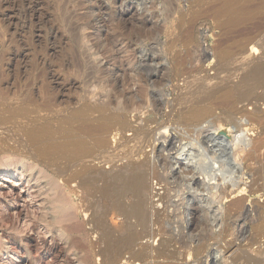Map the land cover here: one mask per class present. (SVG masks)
<instances>
[{
	"label": "rangeland",
	"instance_id": "1",
	"mask_svg": "<svg viewBox=\"0 0 264 264\" xmlns=\"http://www.w3.org/2000/svg\"><path fill=\"white\" fill-rule=\"evenodd\" d=\"M222 1L227 0H0V120H6L0 122V179H4L0 180V264H80V246L89 251L85 245L93 238L87 225L90 211L99 212L107 205L98 187L111 182V174L132 162L143 163L150 193L148 227L152 237L142 239L140 245L166 248L162 257L152 252L145 264H264V233L254 230L258 223L255 207L264 204V178L259 180L264 172L253 178L250 170L255 166L243 161L242 156L257 140L264 139V116L255 122L254 110L264 112L256 100L261 92H254L252 81L241 77L245 71L243 57L216 69L218 49L237 50L247 45V49H256L254 57L264 51V0H228L235 5L226 8H222ZM138 35L139 44L134 41ZM110 54L118 57L123 69L137 68L143 76V83H137L135 73H127L126 84L119 89L125 97L116 98L117 90L109 88V76L100 72L111 67L104 60ZM176 57L182 62L177 58V64ZM163 75L153 90L152 78ZM223 88H233L234 102L219 101V94L212 102L216 105L213 118L222 126L219 133L228 142L232 160L233 170L225 178L204 140V127L212 124L213 118L200 131L166 120L172 100L174 103L183 96L199 99L206 96L201 91L210 94ZM63 120H70L73 126L61 128L58 124ZM37 122L51 124L53 139L60 140V135L85 138L89 153L83 158L57 155L46 164L28 159L25 154L35 151L24 130ZM237 128L245 131L239 133ZM138 131L149 133L144 143L136 138ZM234 136L241 140L237 149L231 143ZM99 138L105 139L106 145L94 142ZM168 140L172 142L169 146ZM188 148L201 157L186 160L182 150ZM10 149L11 153L7 151ZM196 162L211 166L212 177L193 172ZM101 173L108 174L110 180H99ZM87 178L94 189L79 190L78 194L66 190ZM254 182L262 191L249 199ZM241 188L246 190L248 220H227L234 196L231 193ZM68 199L78 209L75 214L69 211L74 214L70 221L79 229L72 237L58 223L48 226L39 220L48 216L54 221L59 201ZM207 201L220 216L218 224L208 220ZM88 202L94 203L92 207ZM157 217L160 223H155ZM23 221L29 224L25 230ZM57 221L61 225L70 222L60 215ZM233 224L243 225L241 236H236ZM226 225L230 227L227 233L223 232ZM229 244L234 248L227 253ZM88 263L102 264L93 254Z\"/></svg>",
	"mask_w": 264,
	"mask_h": 264
},
{
	"label": "bare ground",
	"instance_id": "2",
	"mask_svg": "<svg viewBox=\"0 0 264 264\" xmlns=\"http://www.w3.org/2000/svg\"><path fill=\"white\" fill-rule=\"evenodd\" d=\"M235 1H233V2L237 3V1L236 2ZM234 3L232 4L231 1L227 0V1L223 2L221 5H222V8H226V7H230L231 5L232 6L235 5ZM140 37L141 36L138 35V37H136L137 39L134 40L138 44L141 43ZM104 45H106V44H104ZM173 46L175 47V44H173ZM251 46H253V45H251ZM255 52H256V49L254 47H250V48L247 49V45L243 46V47H241V48H239L237 50H235V49H218L216 51V59L218 60V62L216 64V69L217 70L218 69H224V67H226V65L231 61V59H233V58H235L237 56L243 57L244 65H245V71H244V74L241 77L243 79H247L249 81H252V86L254 88V92H258V91H255V89L260 90L261 94L257 95L256 96L257 98L256 97L255 98L260 103L261 106H264V51H262L260 55L254 57ZM109 53H111V52H109ZM245 53H248V54L246 56H244ZM259 53L260 52H258V54ZM177 58L178 57H176L175 60H174L176 63H177V61H176ZM117 59H118V57H117ZM117 59L114 56V54H110L109 57H108V60L107 59H104V60L106 62H109L111 64V67L109 68V70H101L100 72H101V74H104V76L105 75L109 76V88L110 89H113V88L116 89L117 91H116V93H114L115 97L116 98H120V97H123L126 94L123 91L122 88H121L122 90H119V89H120V87H123L126 84L127 73H129V72L135 73V75H136V80L135 81L137 83H140V82L143 83V76L140 74V72H138L136 70L137 68L136 69H132L131 67L128 66V69L126 67H125L126 69H123L124 68L123 67V63H120V60H117ZM178 59H180V62H182L181 58H178ZM127 61L130 62L131 60L130 61L127 60ZM73 68H75V67H73ZM73 68H71V69H73ZM77 69H78V67H77ZM100 75H98V76H100ZM163 78H164V75L160 79L156 78V77L152 78L151 88L153 90H157L159 84L163 81ZM173 78H175V77H173ZM104 83H106V82H104ZM59 89H60V86H59ZM103 91H104V89H103ZM109 91H112V90H109ZM105 94H104V96H105ZM110 94L111 93H109V95ZM136 94H137V91H136ZM201 94L206 95V96L203 97V98H199V99L195 98L194 99V96H190V98H185L183 95H181L183 97H181L180 99H175L174 103H173V100H172V106L170 107V109L166 106L168 108V110L167 109L166 110L169 111V113L166 116V120L173 121L175 124H177V126L179 125V126H182V127H192L193 129H198V131H200L202 125L207 120H209V118H213V116H214V110H215V106L216 105L212 101L215 100V98H216V96L218 94H219V101H221V102H229V103H233L234 102L233 88H223V89H220V90L215 91V92L210 93V94L207 92V90H204V91H201ZM128 98H130V97H128ZM8 109H10V108H8ZM3 110H5V109H3ZM254 110L256 112L255 122H259L262 119V116H264V112L260 111L259 108H256V107L254 108ZM1 114L3 115L5 113H1ZM6 115L7 114H5V116ZM3 118L4 117H2L1 119H3ZM213 120H214V122H212V124H208L206 127H204L206 129L205 130L206 136H205L204 140H205V142L207 144H209L208 147L211 148L209 150V152L211 151L215 155L216 161L220 164L221 175H222L223 178H225L233 170L232 160H231V156H230V154L228 152V148H227L228 147V145H227L228 142L225 139H223L222 137H224V136H222L219 133L220 130L222 129V126L216 124V122L218 121L217 118H213ZM1 121H4V120H0V122ZM24 121H26V120H24ZM4 122H6V120ZM76 122H77V120H76ZM18 123L21 124L20 122H18ZM70 124H71L70 120H63V121L59 122L58 126H60L61 128L67 129L68 126H70ZM255 124H257V123H255ZM25 125H27V124H25ZM56 125H57V122H56ZM96 125L98 126V124H95V126ZM22 126L24 127V125H22ZM72 126H70V127H72ZM52 128L53 127L51 126V124H49V123L47 124V122L46 123H40V124L39 123L38 124L31 123L27 128H25V130H24L25 136H27V138L32 143V145L34 146V150L33 151H35V152H31V151L29 152L28 150H26L27 149L26 148L25 150L28 151V152H27V154H25V157H27L30 160L36 161V162H38L40 164V162H42V161H44V162L47 161V160L50 161L53 157H55L57 155H61V156L64 155L67 158H73V157H76V156H82V158H83V155H86V154L89 153L90 146L87 143L85 138L80 137V136H76V135L73 136L74 138H71L72 135H70L71 137H69L68 135L67 136L60 135L61 136L60 140L53 139L55 136L52 135V137L53 136L54 137L53 138L51 137ZM90 128H93V127H90ZM98 128H99V126H98ZM69 129H71V128H69ZM208 129L210 130V132H208ZM67 130H64V131L62 130V131L65 132ZM236 130L239 133H242L243 131H245V130H240L238 128ZM93 131H95V130H93ZM85 132H86V130H85ZM165 132H166V130H165ZM86 133H89V131L86 132ZM61 134H64V133L61 132ZM27 138H26V140H27ZM136 138L140 139L142 141V143H144L145 140H147V138H149V133L148 132L145 133L144 131H138V132H136ZM1 142H2V140H1ZM94 142H96V144L99 145V146H104V144L106 143L105 139L103 140V139H100V138L97 141H94ZM164 142H163V145L160 146L161 150H164V146H165ZM20 143L21 142H19V144ZM171 143H172L171 140L167 141V145L168 146L171 145ZM231 143L237 149L239 147L240 143H241L240 137L239 136H234V139H233V141ZM138 144H139V142H138ZM145 144H147V143H145ZM3 145H5V141L3 142ZM25 145H27V144H25ZM8 146H10V145H8ZM91 147H93V146H91ZM2 148L0 146V153H2V150H1ZM21 148H22V146H21ZM94 148H95V146H94ZM22 150H24V149H22ZM93 150L94 149H92V151ZM7 151H9V153H11L10 152L11 149L7 150ZM135 152L136 151H134V153H132V155L135 154ZM182 152H183L186 160H189V161H191L193 159H196L198 157H201V155H202V154H200L199 152H197L193 148H188L186 150H182ZM242 156H243V161H245L247 163H251L253 166H255V167H253L254 169L252 168L250 170V173L253 174L252 175L253 178H254V176L257 177L261 172H264V139L257 140V142H255V144L252 146V149L249 150L248 153H246L245 155H242ZM56 158H58V157H56ZM161 159H163V157ZM54 161H55V159H54ZM34 163L35 162H33V164ZM50 163H52V161L49 162V164ZM72 163H73V161H72ZM129 163H130V161H129ZM160 163H162V161ZM165 163H163V164H165ZM42 164H44V163H42ZM45 164H46V162H45ZM142 164L140 165L138 163H133L132 162L128 166H126L124 168H121L120 172L115 173L113 175L111 174V176H112L111 179L113 181L110 180L108 174H104V173L99 174V176H98L99 180H110L111 181L109 183L105 182L106 184L104 186H102L100 188L98 187V189H97L98 192L100 193V197H101L102 202L104 201V203H107V205L104 208L102 207V210L99 211V212L95 211V210L94 211H90L89 217L87 219V225L89 226V228L88 227L87 228L90 231L89 233H91V236H93V238H92L91 241L89 239L90 242L88 243V245H85V246L89 247V251H87L85 249H82L81 246H80V253H79V256L77 258L80 264H89L88 261H89L90 256H92V254L94 256H96V257H99L101 259V263L102 264H134L136 261H141L142 262L141 264H145V262H146L145 259L148 258V256L152 252L160 254L159 257H162L161 254H164V252L166 251V248L164 246H161L160 248H157V249H152L148 245H146V246L140 245V241L142 239L151 238L152 237V233L149 231V227H148L150 212H149V206H148V202L147 201H149L148 200V196H149L150 193L147 191V186L145 185L146 173H145V170L142 169ZM166 166H168V165H166ZM249 166H251V165H249ZM256 166H257V169H255ZM89 167H88V169H89ZM83 168H85V167H83ZM83 168H82V170H83ZM192 168H193L192 171L197 173V174H200V176L201 175H207L209 177H212L211 166H209L207 164H203L201 162H196L192 166ZM29 169H30V167H29ZM50 170H51V168H50ZM84 171H86V170L84 169L82 172H84ZM89 172H91V171H89ZM72 175H74V174H72ZM83 175H85V174H83ZM75 177H77V176H75ZM83 178H85V177H83ZM90 178L92 179V177H90ZM263 178H264V175H261V178H259V180H262ZM0 180H4V179L1 178ZM87 180H88V178L86 180L80 179V181H78L77 185L74 184L75 186H74L73 189L72 188H68L66 190H68L71 194L72 193L78 194L79 190L84 191V189H86V190L90 189V188L94 189L95 187L93 188V185L89 184L90 182L87 181ZM69 183H71V182H69ZM260 186H258V184L254 182L252 187L248 191L247 198L251 199L250 196H252V195H254L256 193H260L262 191V189L259 188ZM262 187H263V185H262ZM57 189H59V188H56V190ZM37 190H38V193H40L42 191L41 188H39ZM245 191L246 190L244 188H241L236 193H231V194H234V196L232 197L233 200L230 201L231 202L229 204L230 207H228L229 210L227 211V213L225 215L227 220H229L230 218H235V219H238V220L243 218V219L246 220V212H245V206H244V203H245L244 202L245 201V198H244L245 197ZM95 193H97V192L95 191ZM43 201L44 200H42V203H43ZM80 202H82V201H80ZM88 203H90V202H88ZM91 203H90V205H91ZM211 203H212L211 201H207L206 202V210H205V212L207 214L209 222L212 225L213 224H218L220 216L217 213V210L214 208V206H211ZM75 204H73L72 200H69V199L66 200V201H64V200L59 201L58 207H57L58 215H60L61 217H64V221L69 222L72 219V217L75 214V212H77V210H78L76 208ZM92 205H91V207H92ZM254 206H256V205H254ZM23 207H25V206H23ZM100 207H101V205H100ZM7 208H8V211H10L9 209H11V207H7ZM26 209H27V207H26ZM71 209L74 211V214H72L73 211L69 212ZM88 209H89V206H88ZM36 210H37V208H36ZM87 210H85V211L87 212ZM17 211H19V210H17ZM255 213H256L255 215L257 217L256 221L258 223H256V225L254 223H251V224L255 225L254 226V228H255L254 230L257 233L263 234L264 233V218H262V216L264 214V204L263 205H257L255 207ZM16 214L18 215V213H16ZM157 214H158V212H157ZM30 215H31V213H30ZM37 215L38 214L35 213L33 218L36 219ZM58 215L56 214V217H55L56 219H54V221H50L48 219V216H41L39 218V220L46 222L48 224V226H52L53 224H57L58 223L60 225V228H62L63 230L68 232L69 237H72V235H74V234H79L78 226L73 224L71 221L69 223L65 224V225H61L60 221H57V216ZM9 216H11V215H9ZM154 216H156V215H154ZM26 218L28 219L27 216H26ZM33 218H32V220H33ZM27 219H25V217H24V220H27ZM251 221H249V222H251ZM158 222H159V218L157 217V218H155V223H158ZM29 223L31 225V222H29ZM28 226H29L28 222L27 221L26 222L23 221V229L25 230V228H27ZM252 226H251V228H252ZM32 227H33V225L31 226V228ZM234 227H235V225H234ZM31 228H28V229L31 230ZM243 229H244L243 225L240 226V227H235L236 231L235 230L234 231L236 233L235 232L234 233L236 234V236H238V237L241 236ZM229 230H230L229 225H226L225 230L223 232L227 233V232H229ZM81 235H82V233H81ZM261 236L263 237V235H261ZM89 237L90 236H88V238ZM250 240H252V239L250 238ZM71 244H72V242H71ZM233 248H234L233 245L229 244L226 247V251L225 252L230 253L233 250ZM125 255H128L127 258H125ZM154 256L156 257L157 255H154ZM196 256H197V254H196ZM237 257L238 256L236 255V258ZM198 259H200L199 256H198ZM227 259H228V257H227ZM233 259H234V257H233ZM166 261H168V259Z\"/></svg>",
	"mask_w": 264,
	"mask_h": 264
}]
</instances>
